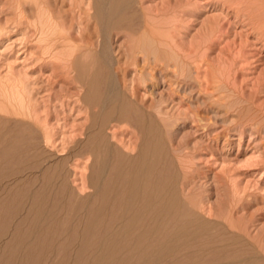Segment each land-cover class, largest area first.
Listing matches in <instances>:
<instances>
[{"label":"rangeland","instance_id":"374dc122","mask_svg":"<svg viewBox=\"0 0 264 264\" xmlns=\"http://www.w3.org/2000/svg\"><path fill=\"white\" fill-rule=\"evenodd\" d=\"M263 1L136 0L139 34L113 29L109 43L114 61L122 66L120 87L135 85L139 99L162 118L165 141L183 176V195L206 219L235 225L233 231L252 240L262 255ZM86 8L85 0H0V134L16 122L25 136L36 133L37 144L27 151L37 154L35 177L43 188L48 184L50 193L49 169L88 133L84 86L71 64L79 54L77 46H96L100 39L96 22L83 13ZM128 55L136 60L128 63ZM85 60L90 57L83 56ZM114 132L117 139L134 144L130 126H115ZM80 173L77 168L68 179L83 196L89 190H80ZM8 183V178L0 180V186ZM20 211L12 213L6 235L14 233ZM60 211L64 218L66 210ZM47 225L37 233L23 224L24 251L38 235L44 237L30 251L31 263L75 264L80 245L76 239L64 244L68 223L60 230ZM7 241L0 237V253L11 257L17 246ZM90 255L85 250L86 264ZM20 257L18 253L6 262L0 256V264H19Z\"/></svg>","mask_w":264,"mask_h":264},{"label":"bare ground","instance_id":"6f19581e","mask_svg":"<svg viewBox=\"0 0 264 264\" xmlns=\"http://www.w3.org/2000/svg\"><path fill=\"white\" fill-rule=\"evenodd\" d=\"M85 4L83 13L96 22L100 39L96 46H77L79 54L71 64L76 80L83 83L82 98L89 108L87 136L60 154V161L49 169L55 181L50 193L48 184L43 188L35 177L37 154L27 151L37 144L36 133L25 136L16 122L7 134H0V180H10L0 186L4 195L0 232L6 229L0 237L5 235L6 244L17 246L11 257L4 251L0 256L9 262L19 253V264H32L30 251L44 237L38 235L24 251L23 224L38 233L45 224L60 230L66 222L69 233L64 244L76 239L80 245L75 264L82 258L86 264L85 250L91 251L87 264H264V255L252 240L233 231L235 225L208 220L191 206L182 193L183 176L165 141L159 112L139 99L135 85L120 87L117 77L122 66L111 54L110 31L139 34L136 0H85ZM85 55L90 62L82 61ZM135 60V55H128L126 61ZM124 124L133 129L134 144L116 138L115 126ZM77 168L82 176L80 190H89L83 196L68 179ZM12 183L15 186L10 187ZM17 210L21 215L14 222V233L6 235ZM60 210H66L64 218Z\"/></svg>","mask_w":264,"mask_h":264}]
</instances>
